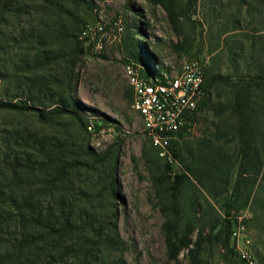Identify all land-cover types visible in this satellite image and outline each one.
Listing matches in <instances>:
<instances>
[{
    "label": "trees",
    "instance_id": "16d2710c",
    "mask_svg": "<svg viewBox=\"0 0 264 264\" xmlns=\"http://www.w3.org/2000/svg\"><path fill=\"white\" fill-rule=\"evenodd\" d=\"M80 1L27 0L21 4L33 15L39 14L38 23L47 34L35 26L11 32L12 40L18 36L19 42L35 46L15 54L5 71H0V79L11 84L3 93L8 98H0V110L33 112L42 122L67 116L86 128L72 88L83 43L77 38V28L65 24L73 18L70 5ZM194 1L177 6L178 15L188 18ZM259 2L264 7V0ZM173 3L164 6L171 14ZM18 4V0H0V25L6 23L14 31L6 16L14 15ZM252 29L242 32L245 42L238 41L237 52H230L245 71L236 64L231 73L221 74L209 61L204 67L205 95L170 145L182 167L180 174L170 173L167 161L148 139L149 169L155 172L153 182L165 200L161 227L166 256L173 264H185L178 259L183 250L187 264H209L203 254L210 245L222 251L226 264H244L232 241L236 219L231 210L249 204L260 215L263 237L255 239L254 252L264 264V26ZM49 33L53 39L47 43ZM59 39L62 45L54 49V40ZM129 55L128 62L151 69L148 59L152 56ZM197 127H202V134L188 145L187 136ZM0 143V264H128L117 213H97L75 200L73 189L66 187L71 171L84 163L82 156L66 155L60 140L28 130H4ZM85 151L93 166L103 165L109 194L115 196L110 150L99 154L86 147ZM36 177L39 184L30 181ZM224 194L221 217L210 199Z\"/></svg>",
    "mask_w": 264,
    "mask_h": 264
},
{
    "label": "rangeland",
    "instance_id": "374dc122",
    "mask_svg": "<svg viewBox=\"0 0 264 264\" xmlns=\"http://www.w3.org/2000/svg\"><path fill=\"white\" fill-rule=\"evenodd\" d=\"M26 1L18 0L17 12L6 16V22L14 26V31L6 23L0 25L1 72L5 71L15 54H24L28 47L35 46L19 42L18 36L12 40L11 32L16 34L21 29L35 26L42 30L43 35L47 34L43 32L45 26L38 23L39 14L33 15L21 5ZM170 2L175 5L172 14L164 7ZM184 2L81 0L70 5L73 18L65 24L69 29L77 28V36L86 24L97 22L103 24L109 36L99 50L83 43L74 68L73 96L79 104L85 129L67 116L42 122L33 112L0 110V139L4 130H28L44 138L60 140L66 155L83 157L84 163L71 171L66 187L73 189L75 200L90 205L97 213L109 216L117 213L116 225L120 238L125 242L123 252L128 264H173L167 260L161 227L164 221L161 205L165 200L153 182L155 172L149 169L151 156L148 151L151 148L148 138L131 107L132 92L124 72L129 54L139 52L152 56L151 60L148 59L149 65L163 66L169 73L176 72L185 62L205 59L215 72L221 74L231 73L236 64L238 70L245 71L243 64L232 59L230 52H237L238 41L245 42L242 32L264 26V7L259 0H195L188 18L178 15L177 6ZM119 26L121 31H118ZM51 37L45 41L50 43ZM53 44L54 49L62 45L60 39L54 40ZM10 87L7 80L0 79L1 99L8 98L3 93ZM201 129L197 127L187 136L188 145L194 144L195 139L201 136ZM86 147L99 154L110 150L116 181L115 196L109 194V184L102 173L103 165L93 166L86 156ZM166 163L171 174L181 173L182 167ZM159 164L164 165V160ZM30 181L40 182L37 177ZM83 191L86 195L80 194ZM226 198L224 194L216 200L210 199L221 217L224 216ZM256 209L249 204L237 211L231 210L236 224H244L245 234L252 238L254 254L255 239L263 237ZM210 246L203 254L204 260L209 264H226L222 251L215 245ZM185 255L186 251H181L178 259L187 264Z\"/></svg>",
    "mask_w": 264,
    "mask_h": 264
},
{
    "label": "built area",
    "instance_id": "2783aa9c",
    "mask_svg": "<svg viewBox=\"0 0 264 264\" xmlns=\"http://www.w3.org/2000/svg\"><path fill=\"white\" fill-rule=\"evenodd\" d=\"M122 27H118L121 31ZM109 38L103 24H86L78 39L97 50ZM204 61L185 62L180 69L169 73L163 66L147 69L141 64L129 61L124 72L132 92L131 107L141 121L142 130L157 149L158 156L170 164L177 161L170 150L171 142L188 123L190 115L196 110L198 102L204 97ZM139 65L145 70L143 74ZM235 249L244 264H260L251 249L253 240L245 234V226L236 224L231 233Z\"/></svg>",
    "mask_w": 264,
    "mask_h": 264
},
{
    "label": "water",
    "instance_id": "95a60500",
    "mask_svg": "<svg viewBox=\"0 0 264 264\" xmlns=\"http://www.w3.org/2000/svg\"><path fill=\"white\" fill-rule=\"evenodd\" d=\"M137 65H138V64H137ZM142 66H143V65H142ZM142 66L139 65L138 67H139L140 71H141L143 74H145V73H144V70H145V69H144Z\"/></svg>",
    "mask_w": 264,
    "mask_h": 264
}]
</instances>
